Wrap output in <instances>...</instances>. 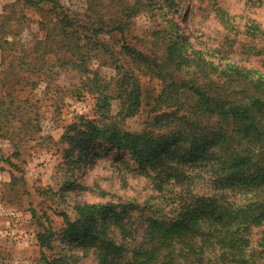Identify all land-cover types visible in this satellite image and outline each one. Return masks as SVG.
Returning a JSON list of instances; mask_svg holds the SVG:
<instances>
[{"label": "trees", "instance_id": "16d2710c", "mask_svg": "<svg viewBox=\"0 0 264 264\" xmlns=\"http://www.w3.org/2000/svg\"><path fill=\"white\" fill-rule=\"evenodd\" d=\"M17 4L46 9L58 28L32 46L15 39L18 31L1 28L0 58L12 56L15 61L9 68L25 67L29 75L47 80V85L58 74L75 73L79 82L70 83L72 97L94 96L92 117L80 116L64 127L66 164H81L95 143H106L139 165L151 183L146 202L153 200L149 207L153 214L146 217L140 239L138 226L133 229L129 224L126 205L73 204V219L61 212L65 228L58 238L63 248L51 260L43 255L42 262L74 264L77 250L83 256L91 252L97 264H264V71L218 59L238 52L247 58L264 56V27L249 21L245 25L249 42L243 48L208 49L216 53L213 62L177 32L163 37L166 53L160 60L125 41L128 22L121 21L123 16L106 22L98 15L83 23L66 14L56 0H17ZM164 4L170 9L174 0ZM133 9H127L131 15ZM89 11L96 12L91 5ZM216 14L228 32L236 30L229 14L220 10ZM113 33L123 39L121 51L127 61L114 60L116 78L107 82L89 63L99 36ZM57 41L60 45L55 46ZM146 76L160 81L150 111L155 115L140 131L131 132L125 123L141 110L140 78ZM6 97L0 99V130L9 113L23 111L11 94ZM114 101L118 110L112 114ZM21 117L24 128H34L39 119V115ZM20 135L5 132L0 138ZM251 228L259 231L257 241L251 240ZM57 239L49 229L37 234L41 248L52 249Z\"/></svg>", "mask_w": 264, "mask_h": 264}, {"label": "rangeland", "instance_id": "374dc122", "mask_svg": "<svg viewBox=\"0 0 264 264\" xmlns=\"http://www.w3.org/2000/svg\"><path fill=\"white\" fill-rule=\"evenodd\" d=\"M56 1L66 14L76 16L83 23L98 15L106 22L123 16L121 21L128 22L125 41L140 52L156 54L160 60L166 53L163 37L177 32H182L192 48L202 50L205 58L213 62L216 53L207 52L208 49H216L218 45L227 51L232 46L235 49L243 48L241 46L249 42L245 25L255 21L264 27V0H174V6H170V9L165 6L164 0ZM89 5L95 9V13L89 11ZM129 7H134L132 15L127 10ZM217 10L230 15L236 30L228 32L221 25ZM10 17L14 18L8 23ZM55 21L46 9L39 11L23 7L17 4V0H0V31L3 27L18 31L15 39L26 46L43 41L49 30L54 35L53 30L58 28L54 25ZM122 43L123 39L116 33L103 34L93 47L96 53L89 67L107 82L116 78V59L127 61L121 51ZM48 44L54 46L53 43ZM56 45H60V41ZM261 45L264 46V43ZM31 51L30 48L27 52ZM238 53L240 55L231 57L225 53L229 58L222 54L218 59L235 63L240 61L245 67L264 71V56L247 58ZM50 55L49 58L52 57ZM36 57L31 56L32 65ZM1 60L0 99L11 94L23 111L20 109L9 113L10 118L0 130V135L5 132L17 135V132H21L20 136L12 139L14 142L0 138V264H44L41 260L43 255L50 260L56 257V253L63 248L58 238L65 228L61 212H66L73 219L71 208L75 203L126 205L129 211L127 216H131L129 224L133 229L138 226L140 235H137V239H140L146 217L153 214L149 208L153 200L146 202L152 194L151 183L138 170L139 165L128 154L101 142L94 144L81 164H66L63 151L67 149V144L61 138L64 127L77 122L80 116L92 117L94 96L83 93L78 99L72 97L74 85L70 83L79 82L75 73L58 74L47 85V80L40 75H29L25 67L22 70L9 68L8 64L15 61L12 56L3 62ZM8 72L7 80L5 74L8 76ZM140 81L144 93L141 110L125 123V128L131 132L140 131L144 122L155 115L150 111L160 89V81L155 78L146 76L141 77ZM5 83H8L7 86L2 87ZM117 110L118 102L114 101L112 114ZM24 115H39L34 128L22 127L25 120L21 116ZM37 129V136L31 135ZM21 137L24 139L19 141ZM44 229H49L55 234V239L58 238L52 249L41 248L37 243V234L44 232ZM250 237L252 241H257L259 231L251 228ZM130 241L126 240L128 243ZM74 252L78 256L74 264H97L91 252L86 256L77 250Z\"/></svg>", "mask_w": 264, "mask_h": 264}]
</instances>
